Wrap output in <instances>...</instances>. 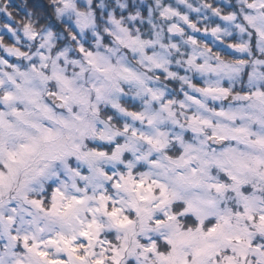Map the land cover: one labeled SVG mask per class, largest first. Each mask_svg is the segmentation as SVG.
<instances>
[{"label":"snow or ice","instance_id":"1","mask_svg":"<svg viewBox=\"0 0 264 264\" xmlns=\"http://www.w3.org/2000/svg\"><path fill=\"white\" fill-rule=\"evenodd\" d=\"M0 16V264H264V0Z\"/></svg>","mask_w":264,"mask_h":264},{"label":"trees","instance_id":"2","mask_svg":"<svg viewBox=\"0 0 264 264\" xmlns=\"http://www.w3.org/2000/svg\"><path fill=\"white\" fill-rule=\"evenodd\" d=\"M15 2H16L17 4H22V3H23V0H15ZM4 19H5L4 17L0 16V22H3Z\"/></svg>","mask_w":264,"mask_h":264}]
</instances>
